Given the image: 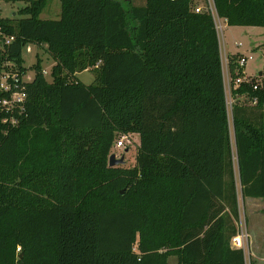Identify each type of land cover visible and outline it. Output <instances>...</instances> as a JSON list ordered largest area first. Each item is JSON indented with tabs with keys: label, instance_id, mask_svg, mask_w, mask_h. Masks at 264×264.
Wrapping results in <instances>:
<instances>
[{
	"label": "trees",
	"instance_id": "trees-1",
	"mask_svg": "<svg viewBox=\"0 0 264 264\" xmlns=\"http://www.w3.org/2000/svg\"><path fill=\"white\" fill-rule=\"evenodd\" d=\"M46 1L0 18L15 37L0 47V81L10 69L28 72L27 44L46 45L55 61L52 81L40 59L32 66L17 125L0 112V264H247L231 247L239 203L213 14L196 12L194 0L129 10L61 0L60 18L44 20ZM213 1L230 26L264 29V0ZM238 59H229L233 78ZM86 70L91 85L77 77ZM255 84L233 90L245 199H264V88ZM132 134L136 164L109 167L118 136Z\"/></svg>",
	"mask_w": 264,
	"mask_h": 264
},
{
	"label": "rangeland",
	"instance_id": "rangeland-1",
	"mask_svg": "<svg viewBox=\"0 0 264 264\" xmlns=\"http://www.w3.org/2000/svg\"><path fill=\"white\" fill-rule=\"evenodd\" d=\"M121 4L126 10L132 7L145 6L147 0H113ZM196 8H201L202 11H210L213 0H194ZM29 4V0H2L0 2L1 17L4 19L17 20L23 18L19 11ZM211 12V11H210ZM61 15V0H47L45 8L40 14V19L57 20ZM214 19H217L214 17ZM217 25H221L218 31L222 60L224 59V72L227 78L226 59L237 55L240 57H247L248 61L245 66V73L256 80L261 88H264V29L262 27L251 26H230L221 19L215 20ZM216 25V26H217ZM46 45L37 46L34 44H27L23 47L22 57L24 59V67L28 70L26 79L32 81L35 72L32 66L36 64L38 59L42 62L43 71L46 72L45 77L48 81H52V70L55 64L54 59L46 52ZM262 74V75H261ZM80 78L83 83L91 85L95 82V73L91 70L81 72ZM233 92L228 90L227 100L230 117V132L233 142V167L237 180V195L239 203V219L236 221V226H244L250 234L247 242L245 255L247 264H264V199H245L242 196L241 187L238 179V162L234 139V127L232 120V105L235 103ZM242 104L248 108H252V100L248 97H241ZM124 136L119 135L117 140ZM125 147L117 149L115 145L111 150V154L115 153L120 158L125 150L129 151L125 155L126 163L121 165L123 167L131 168L136 164L137 149L140 144V137L137 134L128 135L124 139ZM109 163V159H108ZM19 252V250H18ZM172 264H174L172 262Z\"/></svg>",
	"mask_w": 264,
	"mask_h": 264
},
{
	"label": "built area",
	"instance_id": "built-area-1",
	"mask_svg": "<svg viewBox=\"0 0 264 264\" xmlns=\"http://www.w3.org/2000/svg\"><path fill=\"white\" fill-rule=\"evenodd\" d=\"M2 0H0L1 2ZM211 11V10H210ZM196 12H201L200 8H196ZM211 13L215 17V12L212 10ZM219 17V16H218ZM0 18L1 17V8H0ZM216 20V19H215ZM216 22V21H215ZM217 25V23H216ZM218 30L220 29V26L217 25ZM15 40L14 36H10L7 34L3 26L0 25V47L3 48L4 45H10ZM248 58L247 57H240L238 59V65L239 69H242V76L238 75V71L236 72V75L238 77L233 78L230 68L227 70V78L224 72V81H225V91H226V100H227V92L228 90L230 92H233V90L238 89L242 84H250L252 78L250 79V76H247L245 73V66L247 64ZM224 62V59L222 60V64ZM230 62L228 59H226V65L227 68L229 66ZM8 66L13 68V65L10 63L7 64ZM224 69V64H223ZM44 75L46 74L45 71ZM27 73L20 76L18 71H15L14 69H10L7 71H4L1 76L0 81V92L9 94V97L0 98V112L6 111L11 113L10 119H5L4 122H10L13 126L17 125L19 123V119L15 117L14 112L16 110H19V113L21 114L24 111L25 108V101L27 98V94L25 92V85L27 83H30L31 81L26 79ZM254 90H257L259 88L258 84H255L253 86ZM252 104H257V98H254L252 100ZM227 106H228V100H227ZM233 107V105H232ZM229 111V108H228ZM232 113V110H231ZM230 116V115H229ZM124 139H127V136H124L122 139L118 140V142L115 144V147L117 149H121L125 147ZM119 158V157H118ZM237 234L232 238L231 240V247L234 249H242L246 250L247 242L249 240V234L244 226L237 228Z\"/></svg>",
	"mask_w": 264,
	"mask_h": 264
},
{
	"label": "water",
	"instance_id": "water-1",
	"mask_svg": "<svg viewBox=\"0 0 264 264\" xmlns=\"http://www.w3.org/2000/svg\"><path fill=\"white\" fill-rule=\"evenodd\" d=\"M128 151L129 149L127 148L125 150V153L120 158H118L117 154L112 153L109 157V167H116V166L124 165L126 163L125 155Z\"/></svg>",
	"mask_w": 264,
	"mask_h": 264
},
{
	"label": "crops",
	"instance_id": "crops-1",
	"mask_svg": "<svg viewBox=\"0 0 264 264\" xmlns=\"http://www.w3.org/2000/svg\"><path fill=\"white\" fill-rule=\"evenodd\" d=\"M201 9V8H200ZM211 11L213 10L214 12H215V17L219 20L220 19V21H221V19H223V18H220V17H218V14H217V12H216V9H215V4H214V1H213V4H212V6H211V9H210ZM216 19V20H217ZM225 22H226V24H228L227 23V21H226V19H223ZM217 23V22H216ZM220 27H222L221 25H220ZM87 71V70H86ZM80 75H81V73H78L77 74V77H78V79L82 82V80H81V78H80ZM247 75V74H246ZM248 76V75H247ZM85 84V83H84ZM87 85V84H86ZM239 100H241V98L239 99ZM237 102H239V101H237ZM250 235V234H249ZM246 260H247V258H246ZM172 262L174 263V264H178V258L176 257V256H171L170 258H169V260H168V264H172Z\"/></svg>",
	"mask_w": 264,
	"mask_h": 264
}]
</instances>
